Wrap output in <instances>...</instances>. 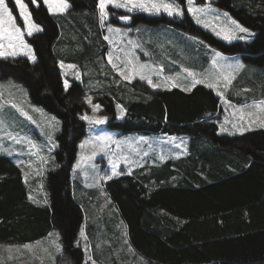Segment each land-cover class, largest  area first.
Listing matches in <instances>:
<instances>
[{"label": "trees", "instance_id": "16d2710c", "mask_svg": "<svg viewBox=\"0 0 264 264\" xmlns=\"http://www.w3.org/2000/svg\"><path fill=\"white\" fill-rule=\"evenodd\" d=\"M68 1L71 7L65 16L74 30L82 37L90 26L97 32L95 38H100L102 31L97 19L93 20L99 0ZM7 3L20 20L15 1ZM215 5L252 30L253 38L226 42L197 25L186 11L180 18L133 12L132 22L176 26L199 35L202 44L225 54H240L244 63L264 67V0H215ZM29 7L43 29L29 37L37 60L0 56V78L24 84L30 100L54 113L61 129L57 134L56 167L47 173V206L30 200L21 168L0 154V241L37 240L57 228L62 251L56 264H91L78 243L85 213L71 188L79 143L89 125L81 114L89 110V105L81 82L73 80L64 87L58 66V56L63 54L56 50L61 36L57 17L42 2L36 6L29 0ZM109 10L112 15L124 13L113 6ZM81 15L83 21L77 19ZM109 21L119 23L113 16ZM90 38L79 56L76 51L68 55L64 52L63 58L81 63L97 54L96 39L93 44ZM137 84L143 85L136 80L127 88L136 89ZM143 86L146 91L136 90L131 97L127 94L120 99L126 107L122 120L117 119L118 100L110 93L111 88L95 97V102L102 105L101 114L109 116L108 127L122 132L200 137L202 143L173 167L166 161L148 172L136 168L132 174L105 182L132 245L146 264L264 262V128L236 135L219 131L218 118L224 114L221 98L204 84H196L191 90ZM94 236L100 239L99 234Z\"/></svg>", "mask_w": 264, "mask_h": 264}, {"label": "rangeland", "instance_id": "374dc122", "mask_svg": "<svg viewBox=\"0 0 264 264\" xmlns=\"http://www.w3.org/2000/svg\"><path fill=\"white\" fill-rule=\"evenodd\" d=\"M21 2L27 6L26 11L31 14V20L40 25L33 18L29 0H21ZM41 2L48 9L43 0H37L34 5L38 6ZM167 2L179 4L183 15H169L163 10L159 13L147 12L138 8L128 11L127 8H117L114 4H109L106 7L108 15L101 22L98 7V14L92 16L93 20L97 19L98 29L102 31L100 38L98 36L95 38L97 32L90 26H87L88 33L82 34V37L80 32L74 30L69 18L65 16L71 7L68 0L69 7L64 12L52 13L48 9V12L57 17L61 29L56 50L57 53L63 54L58 56L63 83L65 80L69 85L73 80L81 82L85 100L87 101L88 97L92 98V104L87 102L89 110L82 113L81 117L87 114L91 117L109 118L108 115L101 114L102 105L95 102V97L108 92L110 88V93L118 100L117 105H121L126 112V107L120 101L122 97L127 94L131 97L137 93L136 90L146 91L143 85L154 88L148 84L147 79H141V76H145L150 77L153 84L159 85L154 89L180 87L191 90L199 83L208 87L210 84L213 85L210 88L220 96L224 111V114L218 118L220 130L221 127L228 129L222 132L242 133L254 128H264V67L244 63L240 54H225L211 45L202 44L199 35L176 26L144 22L122 25L109 21L112 16L119 18L123 14L132 15L133 12H143L159 18L162 15L180 18L186 11L197 25L226 42L249 41L254 36L252 30L215 5V0H193L191 7L203 9L195 14L188 11L187 0H167ZM16 6L20 20L9 5L8 8L15 17V23L22 29L23 42L30 46L31 54L36 57L29 41V37L36 32L27 35L21 9ZM111 6L121 9L120 11L124 13L112 15L109 10ZM84 15L77 19L83 21ZM197 17L202 22L198 23ZM233 20L247 28L248 32H239L232 24ZM5 27L10 26L6 23ZM225 35L233 38L224 39ZM90 37H93V40ZM89 38L93 44L94 38L96 39V44L103 51L102 53L98 49L97 54L93 53L81 63L63 58L66 55L64 52L68 55L76 51L79 56V51L86 47V43H90ZM0 43H3L7 49V38ZM12 44L17 55L3 57L22 56L28 58L30 62L37 60V57L32 60L30 55L24 54L27 49L19 47L20 39L13 40ZM94 50L95 48L92 51ZM217 53L220 55L218 56ZM129 61L131 64L128 63ZM112 64H116L117 68H113ZM141 64L149 67L140 71L139 75L131 73V78L128 80H125L118 71L123 68L126 69L125 75H130L128 69L135 65L139 70ZM136 80L143 85L137 84L136 89L127 88V84H132ZM96 104L100 105V109L94 112L93 105ZM124 115L121 116L118 109L117 119L122 120ZM106 122L103 124L88 122V131L79 143L77 158L71 172L73 195L85 211L78 243L85 252V259L91 260V264H145L146 259L141 253L136 249L125 247L128 241L127 226L111 201L105 182L127 173L132 174L136 168H142V172L150 171L157 161L163 162L167 159L169 146L178 143L175 140H182L177 135L169 133H146L141 130L122 132L108 127ZM60 129L59 118L33 103L24 84L12 78L5 80L0 78V154L10 157L21 168L30 200L41 206L49 204L47 173L56 167L55 153ZM97 136H106L110 139L98 141L95 139ZM173 137L175 140L172 139ZM90 198H94L95 201L92 202ZM90 232L99 234L100 239H94L96 237ZM61 251L60 231L52 228L46 236L37 240L0 241V264H56Z\"/></svg>", "mask_w": 264, "mask_h": 264}, {"label": "snow or ice", "instance_id": "6c2138e0", "mask_svg": "<svg viewBox=\"0 0 264 264\" xmlns=\"http://www.w3.org/2000/svg\"><path fill=\"white\" fill-rule=\"evenodd\" d=\"M43 2L47 5L48 9L52 13H57V12H64L67 10L69 7V4L67 3V0H43ZM16 5L19 6L21 9V17L23 19L24 27L27 30V35H32L33 32H38L42 31L43 29L41 28L40 25L36 24L34 21L31 20V14L26 11L27 6L24 5L21 0H15ZM32 3H37V0H32ZM187 3L189 5L188 11L192 12L195 14L197 11H203V9H196L194 7H191L193 0H187ZM109 4H114L115 7L117 8H127L128 11H132L133 8H138V9H143L144 11L147 12H156L159 13L161 10L167 12L169 15H183V10L180 8L179 4H174L167 2V0H99L98 2V7L100 9V18L101 22L107 17L108 13L106 11V7ZM121 19L127 20L129 17L124 16L121 17ZM197 22L200 23L199 17H197ZM8 24L10 27H5V24ZM232 24L235 25L236 29L239 32L246 33L248 32V29L237 23L235 20L232 21ZM109 31H112V29H109ZM220 33H217L219 35ZM22 29L20 26H18L15 23V17L13 16L11 10L8 8V5L6 3V0H0V41H2L4 38L8 39V46L7 49L5 48V45L3 43H0V56H6V55H11L15 56L17 55V51L13 48L12 41L15 39H20V45L19 47L27 49V52H25V55H30V58L32 60H35L36 57L32 53V50L29 45H27L25 42L22 40ZM232 36L225 35L224 39H232ZM107 39V37H105ZM8 49H12L9 51ZM219 56L220 54L217 53ZM109 62H111V57H109ZM131 64V61L128 62ZM63 67V64L61 65ZM69 67H74V65H69ZM113 68H117L116 64H112ZM149 66L146 64H141L139 65V70L136 69V66L133 65L131 69H128L130 72V75H125V70L126 69H118L120 72V75L125 79L128 80L131 78V73H135L136 75L140 74V71H142L145 68H148ZM237 67H243L242 65H237ZM79 78V77H78ZM141 79H147L148 84L152 85V87H159V85L153 84L152 79L150 77H145L141 76ZM197 82H202V81H197ZM230 82V81H229ZM64 87L68 88L69 84L68 81L65 80L64 82ZM209 87H213V85H209ZM87 102L89 104H92V98L88 97ZM117 108L120 110V115L123 116L125 110L121 105H117ZM100 109V105L96 104L93 105V111H98ZM55 119V118H53ZM82 119L88 121L89 123H95V124H103L107 121L108 117L103 116V117H91L85 114ZM221 131H228V129L221 127ZM238 131H242V129H238ZM96 140H105V139H110V137L106 136H97L95 138ZM143 139V138H142ZM175 140V137L172 138ZM83 147V145H82ZM79 167V164L77 165ZM113 174L115 175V169H113ZM81 235H83V232H81Z\"/></svg>", "mask_w": 264, "mask_h": 264}, {"label": "crops", "instance_id": "0c3cea01", "mask_svg": "<svg viewBox=\"0 0 264 264\" xmlns=\"http://www.w3.org/2000/svg\"><path fill=\"white\" fill-rule=\"evenodd\" d=\"M222 116V115H221ZM221 131V130H219ZM222 132V131H221ZM222 133H227V132H222ZM227 134H231V135H236V134H239V133H227ZM178 138H181L182 141H179L178 139L175 140L176 142H178L177 144H174V145H171L169 146L168 148V156H167V159L165 161L167 162H171L169 164L170 167H173L175 166V163L177 161H180V160H183L185 157L189 156L192 149L193 148H198L199 147V143H202L200 141V137L199 139L196 137V138H192L190 136H177ZM202 141H204L202 139ZM171 147H174V148H171ZM165 161H157L154 165H152L151 167V170L153 168H156V167H159V166H162V164L165 162ZM90 200H92V202H94V198H90ZM111 201L113 202V200L111 199ZM114 204V203H113ZM115 205V204H114ZM116 210L117 207H116ZM118 212V211H117ZM85 213V211H84ZM119 213V212H118ZM84 222V221H83ZM125 222V221H124ZM126 224V223H125ZM87 227L89 228V226L87 225ZM92 234H95V233H92ZM91 236V235H90ZM127 238H128V241L125 243V247L127 249H136L131 241H130V238H129V235L128 233L126 234ZM116 262V261H115ZM217 263H220V262H217ZM146 264V263H145ZM196 264V263H195ZM201 264H205V263H201ZM221 264V263H220ZM248 264H264V262H257V263H248Z\"/></svg>", "mask_w": 264, "mask_h": 264}, {"label": "water", "instance_id": "95a60500", "mask_svg": "<svg viewBox=\"0 0 264 264\" xmlns=\"http://www.w3.org/2000/svg\"><path fill=\"white\" fill-rule=\"evenodd\" d=\"M124 16L129 17V19H127V20L121 19V17H124ZM132 20H133V17H132V15H129V14H123V15L119 16V18H118L119 23L122 25H128V24L130 25L132 23Z\"/></svg>", "mask_w": 264, "mask_h": 264}, {"label": "bare ground", "instance_id": "6f19581e", "mask_svg": "<svg viewBox=\"0 0 264 264\" xmlns=\"http://www.w3.org/2000/svg\"><path fill=\"white\" fill-rule=\"evenodd\" d=\"M248 155V154H247ZM253 159V158H252Z\"/></svg>", "mask_w": 264, "mask_h": 264}]
</instances>
